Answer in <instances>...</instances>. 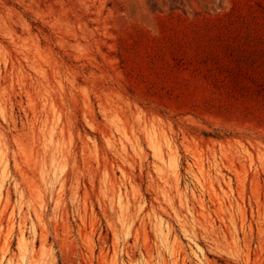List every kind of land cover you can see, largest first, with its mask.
I'll return each instance as SVG.
<instances>
[{
    "label": "rangeland",
    "instance_id": "1",
    "mask_svg": "<svg viewBox=\"0 0 264 264\" xmlns=\"http://www.w3.org/2000/svg\"><path fill=\"white\" fill-rule=\"evenodd\" d=\"M0 264H264V0H0Z\"/></svg>",
    "mask_w": 264,
    "mask_h": 264
},
{
    "label": "bare ground",
    "instance_id": "2",
    "mask_svg": "<svg viewBox=\"0 0 264 264\" xmlns=\"http://www.w3.org/2000/svg\"><path fill=\"white\" fill-rule=\"evenodd\" d=\"M198 8H199V7H198ZM146 13H147V12H146ZM146 13H145V14H146ZM145 14H144V16H146ZM139 17H140V16H139Z\"/></svg>",
    "mask_w": 264,
    "mask_h": 264
}]
</instances>
